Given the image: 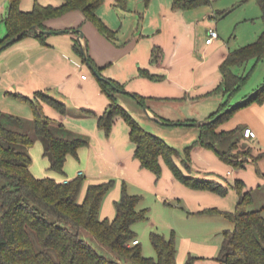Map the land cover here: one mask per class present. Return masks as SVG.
Masks as SVG:
<instances>
[{"label":"crops","instance_id":"1","mask_svg":"<svg viewBox=\"0 0 264 264\" xmlns=\"http://www.w3.org/2000/svg\"><path fill=\"white\" fill-rule=\"evenodd\" d=\"M118 1L105 0L97 10L103 22L116 32L113 40L104 36L82 11L73 10L48 20L47 27L52 32L44 39L30 33L5 45L0 51V111L35 118L33 107L14 96L20 94L40 101L47 116L89 137V145L79 149L78 157L67 156L64 168L73 171L72 177H77L76 171L78 174L82 172V176L87 179L85 189L91 183L116 180L114 192L103 201L101 217L115 216V201L121 197L123 182L131 194L141 196L139 209L151 208V203L141 205L148 195L154 204L164 202L173 206L169 202L171 199L178 201L177 207L188 200L193 206L187 214L200 220L205 216L216 215L199 213L214 208L207 206L209 201L214 200L207 192L216 193L189 188L175 178L163 160L160 178L142 166L135 156L136 147L130 138V126L122 116L115 119L110 133L100 127L99 117L107 111L111 100L81 53L77 41L79 33L71 31L81 29L85 32L83 42L93 65L103 77L121 86L122 90L116 93L119 103L145 129L165 137L166 141H172L173 136L180 137V142L173 144V147L181 152L198 141L201 134V125L190 123L209 119L225 102L226 96L217 91L223 82L220 67L233 48L220 35L212 44H206V39L205 42H199V28L209 31L214 26L199 20L197 8L191 11L176 9L173 0H160V3H155V0L148 3L135 0L134 8L129 3L131 0H123L117 5ZM10 2L0 0V26H4L0 27V41L7 35L5 19ZM63 2L20 0L19 7L23 11H31L36 3L59 6ZM151 6H154V17L149 18ZM60 30L71 31L57 32ZM155 47L162 50V56L153 63ZM145 70L163 79H150L143 75ZM83 74L86 78H82ZM40 93L64 102L67 112L63 114L44 102ZM217 94L222 95L221 100L200 105L202 100ZM134 95L143 98L144 104ZM24 103L29 104L31 110ZM174 103L180 109L172 108ZM241 114L242 118L234 115L219 127L220 130L240 127L242 136L243 129L252 128L257 137H246L244 140H255L259 151L264 152V103L253 104ZM170 125L183 127H168ZM34 144L36 152L43 154L41 141L37 140ZM190 156L193 174L197 177L221 183L220 177L230 183L241 179L247 191L261 184V176L257 174L255 163L251 160L245 167L237 168L224 162L215 150L198 144L192 148ZM43 158L45 167L49 168V160L44 154ZM177 162L187 173L180 159ZM37 169L38 166L32 165L31 170L36 177L45 176Z\"/></svg>","mask_w":264,"mask_h":264},{"label":"trees","instance_id":"2","mask_svg":"<svg viewBox=\"0 0 264 264\" xmlns=\"http://www.w3.org/2000/svg\"><path fill=\"white\" fill-rule=\"evenodd\" d=\"M122 1L119 0L117 5ZM144 1L148 3L150 0ZM104 2L105 0H64L59 6L36 3L31 11H23L19 7L20 0H11L5 19L7 35L0 41V51L18 35L22 38L35 33L44 39L47 34L39 33L34 27L40 31L48 30V20L73 10L82 11L104 36L113 40L116 32L97 13ZM209 2L210 0H173V6L176 9L190 10ZM257 2L264 20V0ZM161 56L162 50L155 47L152 62H158ZM251 59H264V31L254 43L232 50L223 61L220 67L223 82L217 91L228 96V99L207 120L215 118L228 108L230 110L216 121L202 124L199 140L183 152L162 137L147 131L128 113L116 98V93L122 90L117 82L105 77L100 80L111 104L99 117V125L110 133L115 119L122 116L131 129L130 138L136 147L135 156L144 168L160 178L163 160L175 178L189 188L211 191L220 196H226L230 187L237 191L239 200L234 211L219 208L199 211L224 215L235 224L234 230L222 233L220 249L215 257L221 264H264V216L261 210L241 209L242 205L252 200V190H245L243 180L237 179L234 184L226 185L197 177L193 174L190 155L192 148L198 144L215 150L224 162L234 167L243 168L250 162H240L237 155L239 141L246 138L244 129L241 136L240 127L230 130H220L219 127L231 119L239 107L253 102L264 103V85L236 106L230 101L244 80V77L235 73L234 68ZM142 73L153 80L163 79L147 70ZM14 96L33 107L35 118L32 129L28 130L25 118L0 111V177L5 180L0 195V264H178L175 234L167 238L152 232L151 242L157 258L144 256L140 242L133 244L137 239L133 225L140 220H149V210L138 209L141 196L131 194L125 182L120 199L115 201V216L102 218L101 207L105 196L115 187V179L91 183L85 189L84 176L59 181L52 177L38 178L32 173L30 148L37 140L43 145L49 169L64 174L67 156L78 157L79 149L89 145V137L76 133L62 122L47 116L40 101L20 94ZM39 96L61 113L67 112L64 102L43 93ZM134 96L144 104L143 98ZM177 159H180L187 173L181 169ZM251 161L257 166V173L264 176L257 159ZM85 233L113 257L101 253L85 238ZM198 259L190 254L184 264H195Z\"/></svg>","mask_w":264,"mask_h":264},{"label":"rangeland","instance_id":"3","mask_svg":"<svg viewBox=\"0 0 264 264\" xmlns=\"http://www.w3.org/2000/svg\"><path fill=\"white\" fill-rule=\"evenodd\" d=\"M155 1V3H160V0ZM129 3H131V7L133 8L136 6L135 0H131V2ZM142 3L143 5H145L143 1ZM150 9L151 12L149 14V18H152L154 17V12H152L154 11V6H151ZM197 9L199 20H204L213 25L214 28H216V30L218 31L221 38L226 41L233 48V50L254 43L256 40H258V38L264 31L262 10L257 0H210L209 3L199 6L197 7ZM0 27H4L3 24H1ZM198 36H200L199 42H205L206 36H208V29L203 28L202 30V28H199ZM234 71L238 75L244 77L240 88L230 98L232 104L236 105L237 103L244 101L247 97L258 91L264 85V59L260 61L251 59L243 65L236 66L234 68ZM221 97L222 95L217 94L213 97L206 98L205 100H202L203 102H200V105L209 101H217L216 99L221 100ZM227 99L228 96L226 97V100ZM253 104L261 105L260 103L253 102L251 104L239 107L235 111L234 115H239V117L242 118L241 113H243ZM24 105H26L25 107H27L28 110H31L29 104L24 103ZM142 107L145 111L144 106ZM171 107L176 108L178 107V105L174 103V105H171ZM178 109H180V107H178ZM128 113L132 114L130 111H128ZM17 116L21 115L17 113ZM21 117L26 119L27 128L28 130H31L33 127L32 119L34 118L25 116ZM184 124H186V122ZM168 127L178 128L183 126L170 125ZM147 131L156 134L155 132H152L150 130ZM162 138L166 139L165 137ZM171 140L172 141L167 142L170 143L171 146H174L173 144H176V142H180L181 138H175L173 136ZM35 149L37 148L35 147V144H33L30 150L32 165L33 167L38 166V172L42 171V174H45V176H42L41 178L52 177L57 178V180H70L72 178H75L72 177L74 174L73 171L69 172L65 168V173L62 174L56 171H52L48 167H45L43 154L39 151L37 153ZM237 149V155L239 156L240 162L243 160H253L256 158L259 163V167L264 173V154L259 151V146L255 140L249 142L241 139L239 141V146L237 147ZM250 154H252L253 156ZM255 168H257L256 165ZM250 169L252 168L250 167ZM252 173L256 178H258V176L254 174V172ZM75 176H78V171H76ZM220 178L222 179L224 184L228 185L230 183L226 179L222 177ZM261 179L262 180L260 186L255 187L251 192L252 200L247 204L242 205L243 207H241V209L243 211L261 210L264 216V176H261ZM232 184H234V182H232ZM4 186L5 180L0 177V195ZM112 192H114L113 189L105 196V198L109 199L108 197L112 194ZM207 193L214 197V200L209 201V205L207 206H212L214 208L219 207L220 209L221 207H223L226 208L225 210L227 211H234L236 209L239 195L234 188L230 187L229 193L226 196L222 197L210 192ZM216 199H218V201H216ZM169 202H171L173 206H171L170 204L166 205L164 202L154 204L151 201V198L147 195L146 201L141 204H144L145 206H147L149 203L152 204L151 208L149 209V220H140L133 225V231L135 232L136 238L140 242V248L143 255L148 258H157L156 250L151 242L152 232L164 235L167 238H170L172 234H175L178 248V264H184L190 254L199 258L195 264H221L220 262L215 260V257H217L220 249L221 241L223 238L222 233L225 230H234L235 224L221 214L205 216L209 218L203 217L202 220H200V218H195V216L193 215H188V211L190 212L193 206L188 200L183 201L180 207H177L178 203L176 202L178 201L170 199ZM110 208V214H112V205ZM145 208L146 207H144V209ZM106 212L108 213L107 207ZM105 216L113 218L109 215ZM84 236L91 244L97 247L101 253L113 257L111 253L103 250L98 245V243L93 241L88 233H85Z\"/></svg>","mask_w":264,"mask_h":264},{"label":"water","instance_id":"4","mask_svg":"<svg viewBox=\"0 0 264 264\" xmlns=\"http://www.w3.org/2000/svg\"><path fill=\"white\" fill-rule=\"evenodd\" d=\"M34 29L36 31H38L39 33H44V34H50L52 31L50 30H43V31H40L37 29V27L35 26ZM71 30H60V31H57L59 33H63V32H70ZM73 33H79V37L77 38V41H78V44L80 46V49H81V53L87 63V65L92 69V71L95 73V75L98 77L99 80H102L104 77L99 73V71L95 68V66L91 63L90 59H89V54H88V51L86 49V46L84 45V38H85V32L81 29H78V30H73L71 31ZM21 35H18L17 37H15L14 39H12L11 42H15L16 40H18L20 38ZM241 103V102H240ZM240 103H237L236 105L240 104ZM234 105V106H236ZM146 110V109H145ZM230 110V108L226 109L225 111H223L222 113L218 114L215 118L213 119H210V120H205V121H199V122H194V123H190V124H194V125H202V124H206V123H211V122H214L216 121L218 118H220L223 114H225L226 112H228ZM154 120L160 122V123H164L163 121H161L159 118L157 117H153Z\"/></svg>","mask_w":264,"mask_h":264},{"label":"built area","instance_id":"5","mask_svg":"<svg viewBox=\"0 0 264 264\" xmlns=\"http://www.w3.org/2000/svg\"><path fill=\"white\" fill-rule=\"evenodd\" d=\"M217 38H219V33L218 31L216 30V28L214 27H211L208 31V36L206 38V44H212ZM82 78H86V75L83 74L82 75ZM244 135L245 137L247 138H256L257 137V134L256 132L252 129V128H245L244 129ZM83 173L82 172H79L78 176H82ZM139 243V240L136 239L133 241V244H138Z\"/></svg>","mask_w":264,"mask_h":264}]
</instances>
